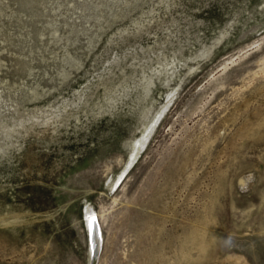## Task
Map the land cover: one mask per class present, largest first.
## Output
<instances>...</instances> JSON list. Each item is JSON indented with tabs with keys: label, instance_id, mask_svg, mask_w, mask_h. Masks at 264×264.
<instances>
[{
	"label": "rangeland",
	"instance_id": "374dc122",
	"mask_svg": "<svg viewBox=\"0 0 264 264\" xmlns=\"http://www.w3.org/2000/svg\"><path fill=\"white\" fill-rule=\"evenodd\" d=\"M91 212L96 264H264V0H0V264Z\"/></svg>",
	"mask_w": 264,
	"mask_h": 264
},
{
	"label": "bare ground",
	"instance_id": "6f19581e",
	"mask_svg": "<svg viewBox=\"0 0 264 264\" xmlns=\"http://www.w3.org/2000/svg\"><path fill=\"white\" fill-rule=\"evenodd\" d=\"M145 136H146V133H144L142 135V137L140 136L139 139L136 140V145H135V148L136 149V146L139 142L143 141L145 139ZM135 150L133 151V154H132V157L135 156ZM87 223H88V228H89V235H90V241H91V234L92 232L96 231V235L94 237V241L93 243L91 242V249L93 251L94 254H97L99 253L100 249H101V230H100V225H99V217H98V214L96 212H91L89 214H87ZM93 258V257H92ZM97 261V260H96ZM92 262V259L90 260V263L91 264Z\"/></svg>",
	"mask_w": 264,
	"mask_h": 264
},
{
	"label": "water",
	"instance_id": "95a60500",
	"mask_svg": "<svg viewBox=\"0 0 264 264\" xmlns=\"http://www.w3.org/2000/svg\"><path fill=\"white\" fill-rule=\"evenodd\" d=\"M96 231H94V232H92V234H91V242L93 243V241H94V237H95V235H96V233H95ZM97 258H98V255L97 254H93V258H92V262H91V264H96V260H97Z\"/></svg>",
	"mask_w": 264,
	"mask_h": 264
}]
</instances>
